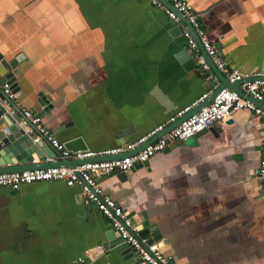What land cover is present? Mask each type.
<instances>
[{
	"label": "crops",
	"instance_id": "obj_1",
	"mask_svg": "<svg viewBox=\"0 0 264 264\" xmlns=\"http://www.w3.org/2000/svg\"><path fill=\"white\" fill-rule=\"evenodd\" d=\"M185 1L229 69L264 77V0ZM174 29L142 0H0V56H21L14 107L37 114L41 94L43 127L70 151L133 142L206 89L228 87L210 69L205 82L179 57L186 47ZM263 141L260 120L234 111L123 177L97 183L137 230L146 222L173 264H264V196L255 175ZM42 148L44 163L39 150L29 155L37 168L23 170L77 164ZM0 154L3 169L18 166ZM110 231L76 186L0 187V264H74L77 257L137 264L119 239L102 248Z\"/></svg>",
	"mask_w": 264,
	"mask_h": 264
},
{
	"label": "built area",
	"instance_id": "obj_2",
	"mask_svg": "<svg viewBox=\"0 0 264 264\" xmlns=\"http://www.w3.org/2000/svg\"><path fill=\"white\" fill-rule=\"evenodd\" d=\"M142 1L161 11L167 20L181 28V37L186 50L192 57L197 70L203 74L205 82L209 79V63H211L228 85L238 84V91L222 88L212 94L215 88H208L194 102L177 110L164 123L157 125L135 141L99 152L65 149L54 139L52 133L43 127L40 116L32 111L19 109L21 115L19 124L25 130L24 132L29 136L36 133L31 139L33 143L44 140L62 159L75 161L77 164L72 167L52 166L2 173L0 187L15 190L20 185L42 181H60L66 187L76 186L85 202L97 210L107 221L111 230L117 234L118 239L131 251L137 264H173L162 255L158 244L149 243L147 236L137 235L138 230L129 216L102 193L97 180L112 173H126L137 164L143 166L149 158L163 151L169 144L185 141L201 133L213 123L229 118L234 111H248L260 120L264 128V80L255 78L257 76L250 73L229 69L224 64L217 54L214 43L207 38L197 13L185 0ZM211 95L208 103L184 118ZM15 99L9 84H0L1 103L14 104ZM178 119L182 120L139 151H135ZM106 157L113 158L105 159ZM255 175L264 196V141L259 152ZM100 253L101 248L98 246L94 249L93 255ZM74 264H84L83 258L77 257Z\"/></svg>",
	"mask_w": 264,
	"mask_h": 264
},
{
	"label": "water",
	"instance_id": "obj_3",
	"mask_svg": "<svg viewBox=\"0 0 264 264\" xmlns=\"http://www.w3.org/2000/svg\"><path fill=\"white\" fill-rule=\"evenodd\" d=\"M174 30L177 32L178 31L181 32V28L178 26H175ZM179 57H181L183 59L187 58L189 60V62L192 63L193 68H194V66H195L194 61L192 60V57L186 52V50H183L182 53L179 55ZM20 60H21L20 55H17L15 58H13L12 60H9V61H5L0 56V84H2V83L9 84L10 89H11L12 93H14L15 98H16V96L18 94V90H19L16 83H15V79L18 78L20 75V70L17 67V64L20 62ZM209 65H210L209 69L214 74L216 73L218 75L217 76L218 79L220 81L224 80V78L214 69V67L211 65V63H209ZM255 78H261L264 80V77H260V76H257ZM222 86L223 85H220L219 87L215 88L213 90L212 94H214L217 90L222 89ZM227 88L238 91V84L237 85L236 84L228 85ZM211 97H212V95L208 99H206L203 103H200L189 114H186L184 116V118H186L189 115H191L192 113L198 111L200 107H202L203 105H205L206 103L209 102ZM36 103L41 108V111L39 113H37V116H40V115H42V112L46 110L47 101L42 97L41 94H38L37 98H36ZM14 106L15 105L12 103L2 104L0 101V150H2L3 153L5 154V156L7 155L8 158H10V156L14 157L16 159V163H18V166H16L14 169L5 170L0 165V174H1V172L10 173V172H14V171H23V169H25V168H37L34 165L30 166L32 159L29 157V155L32 153H36L39 150L42 152V154L44 156V159H42V158L38 159L39 162L44 163L45 158L48 156V153L45 150H43V148H42L43 143H46V142L44 140H41L40 143H38V142L33 143L32 140L30 139V136L24 132L25 130L19 124V121L21 118L20 111L18 109H16ZM11 110L14 111V115L11 114L12 116L11 115L8 116L9 115L8 113ZM181 120L182 119H178L175 123L169 125L165 130H163L161 133L157 134L155 137H152L146 143H144L143 145L138 147L135 151H139L145 145H147L150 142L157 139L159 136L164 134L168 129H170V128L174 127L176 124H178ZM46 147L51 153L59 155L57 152H55L53 149H51L47 143H46ZM36 156H38V154H36ZM0 157H1V154H0ZM22 158L23 159L26 158V160L20 161ZM112 158L113 157H106L105 159H112ZM26 165H28V166L24 167ZM46 166H51V165L45 163V167ZM140 166H142V165H140V164L135 165V167H140ZM10 168H12V167H10ZM29 170H31V169H29ZM119 175H120V177H123L124 173H119ZM146 227H147L146 222L142 223L140 225V229L137 231V235L138 236H147L149 243L155 241L156 237H154V236H156V234L148 233V230L146 229ZM117 239H118L117 234L115 232L110 231V233H108L106 235V240L108 243H106L107 245L103 244L102 248L106 249V248H108V246L110 248L111 246H113L114 242ZM126 252H128V256L132 255V253L129 249H127ZM126 252H124V253H126Z\"/></svg>",
	"mask_w": 264,
	"mask_h": 264
}]
</instances>
